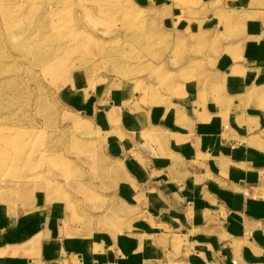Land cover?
<instances>
[{
	"label": "crops",
	"instance_id": "1",
	"mask_svg": "<svg viewBox=\"0 0 264 264\" xmlns=\"http://www.w3.org/2000/svg\"><path fill=\"white\" fill-rule=\"evenodd\" d=\"M185 13L176 30H202L201 46L237 54L212 64L208 84L193 81L151 109L129 103V85L88 90L104 110L116 209L80 226L58 219L62 202L48 216L32 203L16 219L1 207L0 264H264V23H241L239 11L224 30L243 36L221 39ZM96 222L108 231L94 232Z\"/></svg>",
	"mask_w": 264,
	"mask_h": 264
},
{
	"label": "rangeland",
	"instance_id": "2",
	"mask_svg": "<svg viewBox=\"0 0 264 264\" xmlns=\"http://www.w3.org/2000/svg\"><path fill=\"white\" fill-rule=\"evenodd\" d=\"M202 1L121 0L123 14L111 18L103 31L84 12V6L97 9L99 0H0V197L15 194L10 202L0 200V208L6 213L11 208L16 219L35 203L32 209L48 216L62 202L58 219L68 217L80 226L101 214L112 216L117 167L106 157L104 110L90 106L95 98L88 92L129 85V103L151 109L193 81L208 84L212 64L234 57L230 50L238 47L201 46L208 36L201 40V30L189 38L176 30V14L187 16L190 10L189 22L204 21L208 29L212 24L218 38L231 39L243 32L224 30L227 17L236 21L233 15L241 11V23H264V0H212L204 8ZM200 8L203 14L197 16ZM12 34L23 36L13 39ZM25 38V49L18 48ZM36 49L45 64L52 59L47 71L28 54ZM47 155H56L61 168L53 170ZM28 159L32 172L25 169ZM13 172L21 187L14 184ZM100 224L94 232L108 231ZM175 245L179 248L180 241Z\"/></svg>",
	"mask_w": 264,
	"mask_h": 264
},
{
	"label": "bare ground",
	"instance_id": "3",
	"mask_svg": "<svg viewBox=\"0 0 264 264\" xmlns=\"http://www.w3.org/2000/svg\"><path fill=\"white\" fill-rule=\"evenodd\" d=\"M121 5H122L121 0H99V5H98V3L96 4V6L98 7L97 9L96 8L93 9L94 7L84 6V12H85L87 18H89V19H91L93 21L92 22V26H95L98 30L101 29L103 31H107V27L110 26L108 24L111 23V18H112V20H114L116 15L123 14L124 10L121 8ZM95 10H97V13H95ZM96 14L99 17H96L97 16ZM49 15H50V13L48 15H45L44 17L47 18ZM140 29L142 30V28H140ZM11 36H12L13 39H15V38L21 37L23 35L12 34ZM27 41H28V39L25 38V40H23L20 43V46H18V48L24 50L25 47H26V42ZM79 45H81V44H79ZM66 52L68 53V51H66ZM28 54L34 55L36 57V62L39 65L45 66L43 68L44 71H47V66L52 63V59H51V62L49 64H45L43 62V55L41 54V51L38 50V49H36L33 52H29ZM56 80H57V78H56ZM13 86L19 87L20 84L19 83H13ZM155 102L158 103L159 101L157 100ZM9 136L10 137L14 136V133L10 134ZM47 157H48V160H45V162L50 164V166H51V168L53 170H55V169L58 170L57 168H61V166L57 164L58 158H57L56 155H52V156H48L47 155ZM30 160L31 159L26 160V163H25V169H26L27 172L34 171V169L31 166H28V162ZM62 168L64 169L65 167L62 165ZM12 174L14 175V178H15L14 179V184L15 185L19 184V186L21 187V184H20V182L17 179L16 172H13ZM37 174L34 175V173H32L31 177H36ZM45 181L46 180L44 179V182ZM41 187L44 190V186L41 185ZM14 197H15V194H14V196H12V192H6L5 194H3L0 197V200H3L6 203V202H10V200H13Z\"/></svg>",
	"mask_w": 264,
	"mask_h": 264
}]
</instances>
